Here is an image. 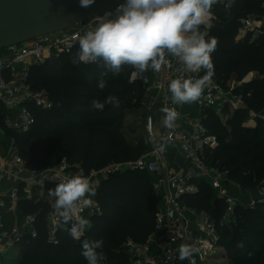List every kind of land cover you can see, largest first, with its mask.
Instances as JSON below:
<instances>
[{
	"label": "trees",
	"instance_id": "trees-1",
	"mask_svg": "<svg viewBox=\"0 0 264 264\" xmlns=\"http://www.w3.org/2000/svg\"><path fill=\"white\" fill-rule=\"evenodd\" d=\"M211 12L215 18L205 39L218 41L211 54L213 76L223 86H227L232 76L241 80L252 71L259 76L235 89L236 94H242L246 107L235 110L227 125L213 110H207L205 124L219 140L215 150L206 152L208 164L227 170L229 179L240 188H262L264 36L254 42L236 40V36L240 18L249 12L262 14L264 8L258 0H238L231 12L215 4ZM77 54L75 51L51 57L45 64L32 68L34 88H45L54 107L37 109L36 123L30 130L8 131L20 155L32 168H51L66 158L70 164L89 173L112 162L137 160L148 149L142 136L130 138L124 130L127 117L138 110L144 98L142 83L130 80L133 69L125 65L121 73L114 76L103 62L74 64ZM101 79L107 85L103 90L97 87ZM108 96H116L120 106L105 104L102 111L91 108L93 100L103 103ZM250 111L259 115L255 127L246 125ZM127 127L132 132L137 129L130 123ZM153 182L148 172L140 170L116 172L103 180L95 195L102 212L90 219L92 227L79 241L70 237L65 226L59 233V243L49 242L44 223L47 205L22 201L20 209L24 213L41 209L42 212L38 217V237H26L18 245L21 252L14 264H87L81 254L84 240H103L105 259L101 264H131L125 246L127 240L144 242L155 229L160 197ZM199 187V192L187 196L186 202L218 218L224 203L215 198L206 182L201 181ZM236 216L237 225L224 231L222 236L225 258L230 260L229 264H264V202H257L254 207L238 205Z\"/></svg>",
	"mask_w": 264,
	"mask_h": 264
},
{
	"label": "built area",
	"instance_id": "built-area-1",
	"mask_svg": "<svg viewBox=\"0 0 264 264\" xmlns=\"http://www.w3.org/2000/svg\"><path fill=\"white\" fill-rule=\"evenodd\" d=\"M258 1L264 8V0ZM237 3L238 0H217L215 5L231 12ZM116 7L108 11L115 14ZM100 16L0 49V258L10 249L16 248L26 237L36 238L39 235L38 217L42 209L24 213L20 209L22 201L47 205L44 223L48 240L52 244H58L59 233L66 225L55 210L54 199L48 195L49 189L65 178L82 173L93 181L97 191L101 182L111 174L140 170L156 177L153 184L160 197V206L155 229L149 238L144 242L130 238L125 243L130 263L190 264L187 259H179V246L189 244L198 249L192 258V264H215L218 257L226 254L221 243L222 236L224 231L232 230L237 225V206L254 207L257 202L252 198L244 202L233 195L231 191L238 185L229 179L228 171L208 164L206 152L215 150L219 140L210 133L204 120L208 116L207 110H213L221 122L227 125L235 110L239 109V104L244 103L242 94H236L235 89L247 80L237 86L229 83L223 86L212 76L205 85L202 96L195 102L196 114L182 123L183 115L179 105L172 103L169 84L172 79L181 77L201 78L205 75V70L188 72L178 58L171 56L168 57L169 64L163 65L159 72L149 69L142 77H137L133 75V70L130 80L141 82L144 88L141 106L148 110L144 130L150 152L137 160L112 162L89 173L78 165L70 164L66 158L51 168H32L20 155L15 139L8 136V131L30 130L36 123L37 109L49 110L54 107L47 91L34 88L31 82L32 68L45 64L51 57L79 51L80 37L95 29ZM240 23L236 40L248 39L254 42L264 36V13L249 12L240 18ZM209 26L210 18L201 25L200 31L207 35ZM158 104L162 107H174L181 114L175 129L166 128L162 119L155 117L153 111ZM165 142L164 150H160L157 145ZM168 144L176 146L189 162L185 171L174 174L166 171ZM201 181L206 182L214 191L215 198L224 203V209L218 218L208 210L192 207L186 202L187 196L199 192ZM260 189L264 193V186ZM91 199L92 205L85 207L80 213L89 220L102 212L95 196ZM153 248H156L155 252Z\"/></svg>",
	"mask_w": 264,
	"mask_h": 264
},
{
	"label": "clouds",
	"instance_id": "clouds-1",
	"mask_svg": "<svg viewBox=\"0 0 264 264\" xmlns=\"http://www.w3.org/2000/svg\"><path fill=\"white\" fill-rule=\"evenodd\" d=\"M95 0H79L81 8H89ZM217 0H125L120 3L115 14L105 12L99 17V24L87 31L79 39V51L74 64L103 62V66L119 75L123 66H130L133 75L142 77L149 69L159 72L169 64L168 57L178 58L188 72L201 69L206 74L197 79L176 78L169 84V92L174 105L193 104L202 96L205 85L214 75L212 53L216 50L217 39L206 40L200 31L211 16V8ZM106 81H98L97 87L103 90ZM105 104L120 106L116 96H108L102 103L91 102L94 110H103ZM162 124L175 129L180 113L174 107H162ZM155 144V140L152 141ZM165 143L157 145L164 150ZM54 199V207L66 231L73 240L79 241L87 229L92 227L89 219L80 213L92 205L91 197L96 195V186L87 176L77 174L65 178L48 190ZM103 240L82 243V255L87 264H101L105 256ZM242 246V245H241ZM198 251L189 244L179 246V259L189 260Z\"/></svg>",
	"mask_w": 264,
	"mask_h": 264
},
{
	"label": "water",
	"instance_id": "water-1",
	"mask_svg": "<svg viewBox=\"0 0 264 264\" xmlns=\"http://www.w3.org/2000/svg\"><path fill=\"white\" fill-rule=\"evenodd\" d=\"M125 0H95L81 8L79 0H0V49L34 37L66 29L93 19ZM240 103L238 108H245ZM251 198L264 202L260 187L249 189Z\"/></svg>",
	"mask_w": 264,
	"mask_h": 264
},
{
	"label": "rangeland",
	"instance_id": "rangeland-1",
	"mask_svg": "<svg viewBox=\"0 0 264 264\" xmlns=\"http://www.w3.org/2000/svg\"><path fill=\"white\" fill-rule=\"evenodd\" d=\"M214 18H215V14L211 12L209 30L213 24ZM205 28H203V29H205ZM257 76H259L258 72L252 71V72H249L248 74L244 75L241 80L237 79L236 76H232L231 80H229L228 83H229V85L234 84L235 86H237L243 80H247V82H250L253 79H255ZM243 84H241V85H243ZM38 89H42V90L46 91V89L43 87L38 88ZM147 113H148V110H146L143 106H140L134 114L127 117L126 125L124 127L125 132L128 134V136L130 138H139L140 136H142L143 141H144V143H143L144 145L148 144L146 137H145V130H144V125H143V121L146 118ZM258 117H259L258 113L254 112V111H250L249 118L246 120V125L251 126V127H255L257 125L256 119ZM129 123L131 124V126L137 127L135 132L134 131L132 132L128 129L127 126H129ZM8 136L10 138H13V135L10 133L8 134ZM133 141L137 142V140H135V139ZM145 153H146V151L143 152L139 158H141ZM151 176H153V175H151ZM234 188H233L234 190L231 191V193L233 195H235L238 198H241L244 202H248L249 200H251L249 189L239 188L238 186H235ZM20 252H21L20 246H17L16 248H13V249H10L9 251H7L6 253H4L1 256L0 264H14L15 260L18 259V257L20 256ZM218 258L219 259L217 260V262H214L215 264H229L230 263V260L225 258V254L218 257Z\"/></svg>",
	"mask_w": 264,
	"mask_h": 264
},
{
	"label": "crops",
	"instance_id": "crops-1",
	"mask_svg": "<svg viewBox=\"0 0 264 264\" xmlns=\"http://www.w3.org/2000/svg\"><path fill=\"white\" fill-rule=\"evenodd\" d=\"M162 106L158 104L154 111L153 114L157 119H162L163 113H161L160 109ZM180 109L181 114L183 117L181 118V122L185 123L189 119H191L197 112V105L195 103L193 104H184L183 106H178ZM145 121V119H144ZM143 121V125H144ZM3 144V143H2ZM167 167L166 171H169L171 174L174 173H180L185 171L189 167V162L182 156V154L179 152L176 146L172 144H168L167 146ZM150 152V145H148V150L146 153ZM153 179H155V176H152ZM156 251V248H153V252Z\"/></svg>",
	"mask_w": 264,
	"mask_h": 264
}]
</instances>
